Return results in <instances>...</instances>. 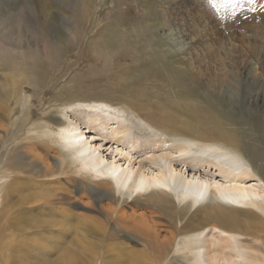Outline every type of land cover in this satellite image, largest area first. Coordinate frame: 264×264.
I'll list each match as a JSON object with an SVG mask.
<instances>
[{
    "label": "bare ground",
    "instance_id": "obj_1",
    "mask_svg": "<svg viewBox=\"0 0 264 264\" xmlns=\"http://www.w3.org/2000/svg\"><path fill=\"white\" fill-rule=\"evenodd\" d=\"M83 2L80 27L90 12ZM24 4L36 7L29 0ZM3 21L0 37H7L16 23ZM112 34L115 40L106 42L98 35H77L74 40L57 36L50 59L22 52L19 39L6 46L0 42V110L5 112L4 126L0 124V220L6 218L13 236L31 231L30 240L48 242L45 232H56L50 235L51 242L61 243L56 264H95L73 250L84 244L110 252L109 261L102 259L101 264H264V243L247 246L248 237L264 232V117L233 114L231 96L240 86L226 79V71L201 68L196 36L169 30L165 43L177 50L176 59L169 50L154 49L152 40L145 41L138 54L122 35ZM75 47L82 49L68 63V49ZM185 49L190 50L186 64ZM61 56L62 67L57 62ZM80 62L85 68L68 79L56 74ZM253 63L260 65L259 60ZM258 71L248 68V85ZM9 103L19 106L18 117ZM37 112L38 121L29 127L30 115ZM31 127L53 136L43 141L53 164L42 162L45 156L36 152L35 142L24 148L34 147V153H22L19 139ZM61 181L77 186L87 206L108 201L99 209L105 222L63 207L85 197L71 195ZM51 184L58 185V191ZM126 208L130 219L124 218ZM140 209L148 212L137 214ZM153 216L174 229L167 239L158 238ZM6 231L1 230L2 235ZM114 232H126L146 250L113 243ZM24 244L15 246L18 253ZM43 253L34 254L38 264L50 261L40 258ZM2 260L0 264L8 259Z\"/></svg>",
    "mask_w": 264,
    "mask_h": 264
},
{
    "label": "rangeland",
    "instance_id": "obj_2",
    "mask_svg": "<svg viewBox=\"0 0 264 264\" xmlns=\"http://www.w3.org/2000/svg\"><path fill=\"white\" fill-rule=\"evenodd\" d=\"M22 1L24 2V0ZM22 1L0 0V21L6 19V21H3L6 24L8 21L10 23L13 21L16 23V27L9 32V36L0 37L2 38L0 42L4 46H6V43L11 45L21 40L23 43L22 52L31 51L41 53L45 55L44 58L50 59L57 50V48L52 46L53 40L57 36L74 40V37H77V35L84 39L98 35L102 41L106 42V40H111L112 37L114 39L115 34L113 36L112 33L115 32L117 35H122L124 40H128L132 45L136 46L134 50L138 54L142 51L141 45L147 40L149 42L152 40L150 44L154 49L161 51L169 50L178 59L180 55L177 53V50L168 43H165V38H168L170 29H179L190 37L196 36V38L200 39V43L196 49L200 56L199 62L202 69L226 71L229 75L226 79L229 81L232 80L235 85L240 86V90L235 95L236 98L231 96L233 101L230 104L233 106V114L255 115L259 118L261 116L264 117V0H29L36 5L34 8H28L25 4L23 5ZM78 1L81 3L84 1L83 3H86L90 7V12L84 17L83 22L85 23H83L82 27L79 26V23L82 21L81 18L83 17L80 15L81 3ZM40 7L43 8L41 9ZM46 17H49V19L45 20ZM5 23H2L4 24L3 27H9ZM174 25L176 26L173 27ZM2 31L4 30H0V33ZM140 31H142V36L139 37L138 34ZM174 32L176 31L174 30ZM2 33H5V31ZM176 36V34L172 35L173 38ZM11 48L15 49V46L12 45ZM59 48L60 50L58 51H61L62 48L65 49L64 47ZM81 49V47H75L74 49L69 48L68 50L70 51L67 50V53L72 54L67 59L68 63L74 59L72 57L74 54L80 53ZM189 52V49L184 50L185 55L182 57L184 64L188 63L187 54ZM64 58V56L60 57V60L57 61L59 63L58 66L62 67L65 65V62H63ZM258 60L260 61V65L253 63ZM250 66L259 69L256 75L257 79H253L252 85H248L250 80L246 77L247 70ZM84 68L85 65L80 62L78 65L70 66L68 70L66 67L60 68L56 74H61L64 78L68 79L75 71H82ZM57 69L58 67L56 66ZM243 87H246L247 91L253 90L252 93L243 92ZM28 94L29 90L22 93V95ZM9 107H12V104L9 103ZM10 110L15 117L20 115L19 106H13ZM7 112L9 113V109ZM4 113L0 110V124L3 126L5 118L2 115ZM39 115V112L30 115L29 127L31 122L38 121ZM57 116L64 120L62 113H57ZM12 119H10L11 122ZM7 124H9L8 121ZM0 130V136H2L4 128H0ZM24 131L25 133L19 139L23 147V152H21L29 154V151H31L34 153L32 149L34 147L25 150L24 148L28 147L27 145H33L35 142L37 143L36 146L39 145L36 147V152L40 156H45L42 162L44 164H53V156L47 154V150L43 149V141H48L50 139L49 137L52 138L53 136H45L44 131L37 127H31V130H27L29 133H26V130ZM95 144L98 145L97 142ZM56 146L59 148L58 145ZM67 159L76 162L74 158L69 157ZM107 160H111V158L108 156ZM21 162L25 163L26 160L23 159ZM262 164L264 165V159ZM106 180L108 181V179ZM60 183L65 190L71 192V195L77 198L84 196L82 193H79L77 186L67 184L64 181ZM50 187L53 191H58L56 190L58 185L51 184ZM113 187L114 189L116 187L114 182ZM73 189H76V193L74 194L72 193ZM115 195L116 197L118 196L117 193ZM85 202H87L86 197L83 201L64 203L63 207L73 215L90 216L104 223V217L101 215L99 209L102 205L108 204V201L102 200L96 207L91 205L87 206ZM122 212L124 216L126 215L124 218L130 219L131 211L129 209H123ZM144 212L148 211L140 209L137 214ZM258 213L260 214V212ZM27 215L32 216L33 212ZM260 215L264 220V214L261 213ZM150 221L157 223L158 226L154 229L157 230L156 232L160 240L167 239L168 234L173 233L174 229L166 228L162 219L153 216V218H150ZM0 222V233L1 230H8L6 234L2 235L1 233L0 235L2 241L0 244V259L1 257L3 258L2 261H4V258L5 260L8 259L5 264H38L34 258V254L37 252H44L40 255V258L51 261H47L46 264L48 262H50L48 264H56L55 260L59 255L61 243L55 244L51 242L50 235L54 232L43 233L45 237H49L48 242L43 239L40 240L39 238L38 240H30V238H33L31 231L13 236V233L7 228L6 218H2ZM111 231L113 230L111 229ZM125 233L113 234L115 239L113 243L124 242L126 247L133 250H146L141 245V241L130 239ZM263 234L264 232H259L248 237L249 241L247 242V246H251L252 243H258L262 247L264 243V238H262ZM141 236L144 237L143 235ZM89 240L90 242L92 241L90 237ZM19 242H24V248H26L18 253L15 246ZM73 250H75V253L78 252L79 256L81 255L80 258L86 259L89 257V260L95 261V264H101L102 259L108 262L110 258V252L108 254L104 253V250L100 247L95 250H90L84 244L74 246ZM144 252L148 253L146 251ZM113 254L115 253L111 255ZM149 257L150 255H148ZM15 258L18 259L16 260ZM172 264L177 263L173 262Z\"/></svg>",
    "mask_w": 264,
    "mask_h": 264
}]
</instances>
